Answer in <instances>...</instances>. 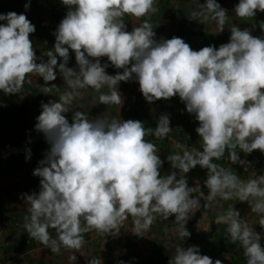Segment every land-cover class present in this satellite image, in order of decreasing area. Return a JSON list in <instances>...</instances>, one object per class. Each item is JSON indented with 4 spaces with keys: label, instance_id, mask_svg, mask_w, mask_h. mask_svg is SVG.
Listing matches in <instances>:
<instances>
[{
    "label": "clouds",
    "instance_id": "obj_1",
    "mask_svg": "<svg viewBox=\"0 0 264 264\" xmlns=\"http://www.w3.org/2000/svg\"><path fill=\"white\" fill-rule=\"evenodd\" d=\"M67 7L65 17L55 32V44L38 57L30 34L35 25L25 14H0V92L20 94L30 74L47 82L55 81L57 69L73 91L62 94L59 101L42 103L35 130L44 134L50 144L45 158L38 162L33 175L40 179L39 193H24L30 205L25 228L30 236L59 253L61 246L79 251L85 243L82 233L97 230L117 236L123 221L134 218V234L150 228L156 215L174 216L180 226L179 236L191 237L186 225L201 201L193 195L187 174L197 166L207 169L205 185L209 200L217 196L228 200L233 196L249 202L254 212L264 213V175L241 180L233 172L213 163L225 149L237 145L246 154L264 153V36L255 37L252 29L234 25L227 43L218 48L210 45L196 51L180 37L156 39L148 22L128 31L123 17H144L155 12L156 0H61ZM193 15L217 21L220 32L228 10L217 0L199 3ZM30 3L25 4V9ZM233 11L244 18L264 12V0H239ZM264 32V21L259 22ZM70 50L75 54L77 69L68 67ZM108 62L101 63V58ZM58 58L62 62L58 63ZM39 60V62H37ZM110 62V63H109ZM122 69L115 75L108 67ZM135 81L149 103L178 96L186 111L194 115L195 129L203 140V150H185L168 155L172 171L161 175L165 163L156 145L146 136L164 138L172 130L170 114L159 116L155 129L140 120L88 119L75 111L71 122L67 114L76 89L91 87L98 92L99 104L124 103L119 90L121 82ZM31 158L28 150L26 159ZM231 162L243 165L235 151ZM85 221L87 227H81ZM227 223L232 241H240L247 264H264V239L247 227L235 208L220 216ZM264 226V218L259 222ZM57 229L53 239L49 228ZM82 255V254H81ZM71 259L77 260L74 254ZM88 264H103L100 257ZM168 264H222L201 255L198 245L178 247Z\"/></svg>",
    "mask_w": 264,
    "mask_h": 264
},
{
    "label": "rangeland",
    "instance_id": "obj_2",
    "mask_svg": "<svg viewBox=\"0 0 264 264\" xmlns=\"http://www.w3.org/2000/svg\"><path fill=\"white\" fill-rule=\"evenodd\" d=\"M0 1L1 14L23 13L35 25L36 31L30 34V40L37 56L46 62L48 57L45 54L49 50L54 51L53 33L65 17L67 7L61 0ZM28 3L30 8L25 9V4ZM199 3L203 4L204 0H199ZM154 6L156 11L144 17L126 14L122 19L127 24L128 31L148 22L152 25L157 40L161 37H180L196 51L210 45L218 48L227 43L231 35L230 29L234 25L252 29L251 34L255 37L264 36L259 27V22L264 19L260 20L259 12L252 20L240 17L237 21L235 18L226 20L224 31L220 32L217 21L207 22L201 15H193L194 11H198L197 0H156ZM176 9L181 10L180 15L175 13ZM60 62L62 59L58 58V63ZM105 62H108L107 58H101V63ZM67 66L78 70L75 54L71 50ZM106 71L115 75L118 71L122 72V69L110 66ZM64 77L65 73L57 69L56 80L46 83L37 74H30L23 86L24 94L27 95L22 99L20 94L5 95L0 92V264H88L89 259L94 257H100L103 264H168L178 247L187 248L192 245H198L201 255H207L213 261L219 259L222 264H247L248 258L241 242H233L228 224L218 223L217 219L235 208L247 227L264 237V226L259 224L264 213L252 210L251 205L255 203L253 198L249 202L240 201L235 196L228 200L219 196L209 200V189L204 183L207 169L200 166L187 174L189 187L197 189L193 195L201 201L200 208L195 210L186 225L191 232L190 238L183 240L179 236L180 226L174 222V216L166 219L162 215H156L150 228L141 233L142 236L133 233L135 223L131 216L123 221L117 236H106L95 229L86 231L82 233L85 243L79 251L61 246L59 253L52 252L49 246L30 236L25 228V217L30 216V205L25 203L22 194L39 193L41 178L34 176L33 171L50 150L44 134L35 130L36 118L42 111V103L59 101L62 94L73 91ZM119 90L124 97L122 106L99 104V95L109 93L107 86L99 92L91 87L76 89L67 114L69 121L71 122L75 111H81L90 120H140L145 127L155 129L159 116L170 114L172 130L166 137L150 135L144 138L156 145L157 154L165 161L161 169V175L164 176L172 171L166 160L168 155H182L185 150H203V140L195 131L199 122L186 111L185 104L178 96L149 103L140 92L139 83L135 81L121 82ZM29 149L31 158L26 159ZM233 151L245 161L243 165L231 162L232 151L220 159H214L213 163L233 172L245 182L264 175V153L259 150L250 154L240 149ZM81 227H87L83 220ZM48 231L53 239L57 238V229L50 227ZM261 243L264 244V239ZM29 252L32 256L30 261L25 258ZM74 254L77 260L71 259Z\"/></svg>",
    "mask_w": 264,
    "mask_h": 264
},
{
    "label": "crops",
    "instance_id": "obj_3",
    "mask_svg": "<svg viewBox=\"0 0 264 264\" xmlns=\"http://www.w3.org/2000/svg\"><path fill=\"white\" fill-rule=\"evenodd\" d=\"M217 2L221 5V7L222 8H224V9H227L228 10V17H227V21H231L232 20V18H235V20L237 21V18H238V16L235 14V12L233 11V9H234V7H235V5H237L238 4V2H239V0H217ZM204 3H205V0H204ZM0 4H1V1H0ZM226 6H227V8H226ZM3 11V10H2ZM257 12H259V11H257ZM2 12H1V10H0V14H1ZM175 13H177V14H179V13H181V10H179V9H176L175 10ZM183 13V12H182ZM259 13H261V14H259V17H260V20L262 19H264V12H259ZM180 15V14H179ZM202 19L204 20V21H207V22H212V21H215V20H213V19H211V18H208V19H205L204 18V16H202ZM248 19H254V18H248ZM3 21H1V23H2ZM31 251V250H30ZM31 254H30V252L26 255V259H28L29 261L30 260H32L31 259ZM38 264V263H37Z\"/></svg>",
    "mask_w": 264,
    "mask_h": 264
},
{
    "label": "trees",
    "instance_id": "obj_4",
    "mask_svg": "<svg viewBox=\"0 0 264 264\" xmlns=\"http://www.w3.org/2000/svg\"><path fill=\"white\" fill-rule=\"evenodd\" d=\"M236 149H240L238 145H237V147H236L235 149H232L231 147H228V148L225 149L224 155H225L227 152H229V151H233V150H236ZM224 155H223V156H224Z\"/></svg>",
    "mask_w": 264,
    "mask_h": 264
}]
</instances>
